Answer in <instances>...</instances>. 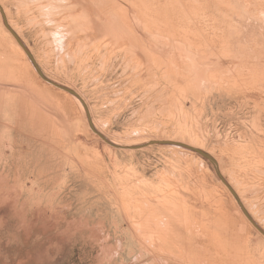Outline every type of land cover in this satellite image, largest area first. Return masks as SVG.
<instances>
[{
	"label": "rangeland",
	"instance_id": "374dc122",
	"mask_svg": "<svg viewBox=\"0 0 264 264\" xmlns=\"http://www.w3.org/2000/svg\"><path fill=\"white\" fill-rule=\"evenodd\" d=\"M93 1L122 26L114 14L132 0ZM83 2L0 0V264H264L251 223L264 232V112L244 81L195 88L177 78L192 65L176 50L135 57L109 25L94 34ZM3 15L42 74L79 93L98 134L121 146L181 142L215 163L109 146L77 99L38 75Z\"/></svg>",
	"mask_w": 264,
	"mask_h": 264
},
{
	"label": "bare ground",
	"instance_id": "6f19581e",
	"mask_svg": "<svg viewBox=\"0 0 264 264\" xmlns=\"http://www.w3.org/2000/svg\"><path fill=\"white\" fill-rule=\"evenodd\" d=\"M156 1L157 0H132L130 4L120 2L123 8L121 7L120 12L114 14V18H116V20L119 19V21L121 20V23L123 22L122 26L114 23V21H110V23L106 21L107 18L104 16L105 13L103 11H98L99 5L93 0L90 5L85 2L82 4H84V12L85 10L87 11V9L91 11V14H89L85 20L88 28H90L94 34H103V31L105 29L107 30L106 26L109 25L110 32L115 38H127L126 41L129 44L127 49L131 52V55L135 57L142 53L143 56L140 57L146 59L152 58L151 49L153 51V47L154 52L159 51L165 55H170L176 50L180 55V57L178 56L179 59H185L192 65V70L189 71V74L186 73L182 77L176 76L177 78L192 83L195 88L201 84L215 86V84L217 85L218 83L224 82L223 79H217L220 75H233L235 83L244 81L246 90L249 89L251 98L253 99L251 102H254V107L257 109L256 111L258 112L260 110L259 112H264L261 106H264V0H158L162 5L155 7V5H157ZM117 2H119V0ZM110 19L112 18L110 17ZM3 21L5 22L4 15ZM80 22L82 23V21ZM130 22L132 27H134L132 33L130 31L128 32V29L125 30V27H127ZM162 31L169 33L171 39L180 38L183 44L179 43L178 46L176 44L172 45L174 41L171 42V45L160 43L163 38L160 37L161 34L157 32ZM73 34L74 33H72V36ZM132 34H134V36ZM14 36L19 41L15 34ZM131 36L133 37L130 38ZM19 44H21L25 53L27 52V56L36 69L37 66L24 47V44L20 41ZM76 47L80 50L77 45ZM215 52H218L219 57L213 54ZM168 62L164 63V67L166 64L169 68H175L176 64L173 61ZM204 62H208L212 64V66L208 67L207 64L204 65ZM226 65H230L229 68H226ZM50 86L52 85L50 84ZM58 90L63 92L65 96H73L62 89ZM74 94L78 96L77 94L79 93L74 92ZM29 95L31 97L34 96V94H30V92ZM76 96L74 97L82 108L79 107L81 110H84L89 124H92L87 109L81 100L82 98L80 99L79 96ZM33 99L35 98L33 97ZM37 101L40 102V100ZM257 124L258 122H254L255 129L258 132L262 131L257 127ZM93 127L94 126H92V128ZM211 162L215 163L213 160ZM216 172L219 177L220 174L217 168ZM235 199L239 201L237 196ZM240 207L245 216L251 221L250 216L243 206L241 205Z\"/></svg>",
	"mask_w": 264,
	"mask_h": 264
},
{
	"label": "water",
	"instance_id": "95a60500",
	"mask_svg": "<svg viewBox=\"0 0 264 264\" xmlns=\"http://www.w3.org/2000/svg\"><path fill=\"white\" fill-rule=\"evenodd\" d=\"M7 22H4V26L10 31V33L14 36V34L11 32L10 28H8L9 26H7L8 24H6ZM14 38L17 40V38L14 36ZM18 41V40H17ZM19 43V41H18ZM21 45V44H20ZM27 53V52H26ZM37 66V65H36ZM35 67V66H34ZM37 69V68H36ZM37 73L38 75L44 80L46 81L47 83H50L51 85L59 88V89H62L68 93H70L71 95L73 96H76L72 90L66 88V87H63V86H60L54 82H52L51 80L47 79L43 74L42 72L39 70V68L37 69ZM78 97V96H76ZM90 128L92 129V131H94L95 133H97L91 126L90 124ZM98 134V133H97ZM99 137L104 141L106 142L109 146L115 148V149H119V150H139V149H142V148H147V147H150V146H164V147H172V148H178V149H182V150H186V151H189V152H192V153H195V154H199L201 155L202 157L204 158H207L209 159L210 161L213 160V158H211V156L204 152L203 150H200L198 148H194L192 146H189L187 144H184V143H181V142H175V141H150V142H147V143H144V144H141V145H136V146H121V145H117L115 143H112L111 141H109L108 139H106L104 136L98 134ZM221 181L225 184V180H223V178H220ZM227 185V184H226ZM230 189V188H229ZM231 193L233 194V196L236 198L235 194L232 192V190L230 189ZM252 223V222H251ZM256 229L262 234L264 235V232H262V230L257 227L254 223H252Z\"/></svg>",
	"mask_w": 264,
	"mask_h": 264
}]
</instances>
